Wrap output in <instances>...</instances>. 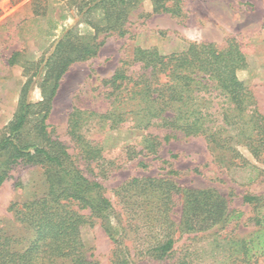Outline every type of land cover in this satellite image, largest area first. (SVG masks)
<instances>
[{
	"label": "trees",
	"instance_id": "obj_1",
	"mask_svg": "<svg viewBox=\"0 0 264 264\" xmlns=\"http://www.w3.org/2000/svg\"><path fill=\"white\" fill-rule=\"evenodd\" d=\"M109 2L120 9L124 0ZM99 3L104 7L106 0ZM116 7L106 16L112 19L110 30H118L122 36L126 16L120 19ZM158 8L171 10L163 4L154 10ZM61 45L64 39L55 47ZM87 51L90 49H83L82 55ZM79 58L61 56L51 97L60 76ZM127 63H137L138 70L129 72L124 67ZM127 63L104 81L108 87L107 110L100 114L90 111L88 116L108 120L110 129L128 121L133 122V128L164 129L165 141L176 133L202 136L214 160L227 169H258L239 152L237 144L264 162V116L250 87L239 76L247 67V59L235 38H227L222 46L192 41L184 49L166 54L155 47L135 46ZM29 108L28 103L20 104L8 133L0 139V184L9 166L20 161L40 164L53 179L42 196L11 203L9 209L16 215L19 230L9 233L0 228V264H97L86 254L81 237L82 228L93 225L95 219L115 245L112 264H134V257L168 261L166 264H252L264 256V213L255 218L256 228L248 237H236L232 230L218 236V231L241 213L229 211L225 197L212 188H180L170 177H133L114 189L122 202L119 211L115 210L102 184L82 174L65 144L45 132V145L18 142ZM84 113L75 108L69 114L70 132L78 126L74 119ZM233 129L239 138L235 143ZM80 152L85 162H94L96 167L105 161L101 148L91 142L85 141ZM168 174L176 171L169 170ZM262 199V195H243V201L254 206H263ZM177 202L182 203L178 221L174 218ZM183 233L191 234L186 237L189 242L176 245ZM204 239L206 242L195 245ZM130 248L134 249L131 256Z\"/></svg>",
	"mask_w": 264,
	"mask_h": 264
},
{
	"label": "rangeland",
	"instance_id": "obj_2",
	"mask_svg": "<svg viewBox=\"0 0 264 264\" xmlns=\"http://www.w3.org/2000/svg\"><path fill=\"white\" fill-rule=\"evenodd\" d=\"M5 1L0 0V5ZM93 1L28 0L22 12L0 17V139L8 133L20 104L28 103L29 113L18 134V142L45 145V132L47 137L65 144L82 174L102 184L104 195L115 210L119 211L122 202L114 189L125 181L133 177H170L180 188H212L225 197L228 210L241 214L220 229L218 236L232 230L236 237H248L256 228L255 218L264 213V162L257 161L245 147L235 144L258 169L224 168L214 160L202 136L176 133L165 141L164 129L133 128L130 121L110 129L108 120L88 113L100 114L107 110L108 87L104 81L131 59L135 46L155 47L166 54L180 51L192 41L222 46L227 38L233 37L247 59V67L239 76L250 87L258 111L264 116V0H124L120 9L115 6L122 13L121 16L119 11L120 19L126 16L123 22L126 33L122 36L118 30H110L112 19H107L106 12L115 8L111 2L106 0L103 7L99 0L96 4ZM10 2L15 4V0ZM160 4L171 10H154ZM61 39L64 45L55 47ZM86 48L90 51L82 55ZM70 53L81 58L60 76L51 97L59 59ZM138 66L137 63L124 65L129 72L137 71ZM75 108L87 113L74 119L78 126L73 133L69 114ZM232 132L235 136L232 143H235L238 134L235 129ZM85 141L101 148L105 159L102 166L96 167L94 162L88 163L82 158L80 148ZM169 170H175L176 174H168ZM50 177L40 164L20 161L9 166L0 184L1 229H8L9 233L19 230L16 215L9 209L11 203L42 196L53 179ZM245 193L262 195L259 201H263V206L244 202ZM181 204L177 202L174 208L177 221ZM190 235L183 233L176 245L188 243L186 237ZM81 237L86 254L97 264H112L115 245L99 219L91 226H84ZM129 253L131 256L134 249L130 248ZM132 261L134 264L168 262L149 261L146 257H134ZM252 264H264V256Z\"/></svg>",
	"mask_w": 264,
	"mask_h": 264
},
{
	"label": "crops",
	"instance_id": "obj_3",
	"mask_svg": "<svg viewBox=\"0 0 264 264\" xmlns=\"http://www.w3.org/2000/svg\"><path fill=\"white\" fill-rule=\"evenodd\" d=\"M27 2L28 0H15V4H13L10 0H7V2L5 1L2 6L0 5V17L5 18L9 14H18L22 12Z\"/></svg>",
	"mask_w": 264,
	"mask_h": 264
}]
</instances>
